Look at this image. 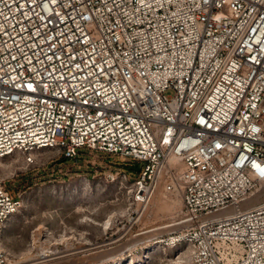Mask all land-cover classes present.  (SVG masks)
<instances>
[{"label": "built area", "instance_id": "1", "mask_svg": "<svg viewBox=\"0 0 264 264\" xmlns=\"http://www.w3.org/2000/svg\"><path fill=\"white\" fill-rule=\"evenodd\" d=\"M44 148L179 196L183 264H264V0H0V158Z\"/></svg>", "mask_w": 264, "mask_h": 264}, {"label": "rangeland", "instance_id": "2", "mask_svg": "<svg viewBox=\"0 0 264 264\" xmlns=\"http://www.w3.org/2000/svg\"><path fill=\"white\" fill-rule=\"evenodd\" d=\"M35 159L30 165L21 153L0 158V179L19 201L2 237L6 264L187 260V247L171 239L181 198L159 185L147 202L132 203L130 185L118 173L125 159L93 150L69 159L49 148L36 151ZM258 195L252 205L264 201V190Z\"/></svg>", "mask_w": 264, "mask_h": 264}, {"label": "bare ground", "instance_id": "3", "mask_svg": "<svg viewBox=\"0 0 264 264\" xmlns=\"http://www.w3.org/2000/svg\"><path fill=\"white\" fill-rule=\"evenodd\" d=\"M158 188V186L157 185H154L153 186V188H152V190H151V192H150V195H149V197H148V199L145 201V202H147L148 200H149V198H150V196H151V194L154 192V190H156ZM261 190H264V186H262V187H260L259 189H258V191L256 192V194L257 193H259ZM260 195V194H259ZM259 195L258 196H256L255 198H254V196H252L250 199H248L247 201H245L243 204H244V206L245 207H249V206H252V202L253 201H255V200H257L258 198H259ZM252 198H254V199H252ZM144 202V203H145ZM143 204V203H142ZM170 225V224H169ZM172 240H174L175 238H171ZM45 252V251H44ZM53 252V251H52ZM189 252V251H188ZM41 253H43V252H41ZM40 253V254H41ZM46 254H43L41 257H44ZM189 255H190V253H187V255L184 257H182V259L183 258H186V259H188V257H189ZM48 256V255H47ZM46 256V257H47ZM178 258H179V260L181 259L180 258V256H178ZM40 259V258H39ZM182 259H181V261H182Z\"/></svg>", "mask_w": 264, "mask_h": 264}, {"label": "water", "instance_id": "4", "mask_svg": "<svg viewBox=\"0 0 264 264\" xmlns=\"http://www.w3.org/2000/svg\"><path fill=\"white\" fill-rule=\"evenodd\" d=\"M133 169L139 170V167L138 166H133Z\"/></svg>", "mask_w": 264, "mask_h": 264}]
</instances>
